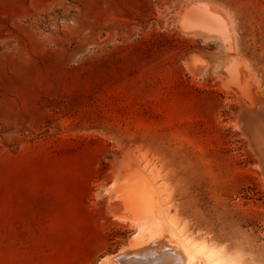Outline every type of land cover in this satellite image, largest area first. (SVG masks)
Returning <instances> with one entry per match:
<instances>
[{
	"label": "rangeland",
	"instance_id": "obj_1",
	"mask_svg": "<svg viewBox=\"0 0 264 264\" xmlns=\"http://www.w3.org/2000/svg\"><path fill=\"white\" fill-rule=\"evenodd\" d=\"M199 1L232 15L264 96V0ZM193 2L0 0V264H97L125 248L135 229L109 197L131 160L191 237L264 264L244 102L216 70L217 40L179 29L176 4ZM193 53L208 63L198 76Z\"/></svg>",
	"mask_w": 264,
	"mask_h": 264
},
{
	"label": "bare ground",
	"instance_id": "obj_2",
	"mask_svg": "<svg viewBox=\"0 0 264 264\" xmlns=\"http://www.w3.org/2000/svg\"><path fill=\"white\" fill-rule=\"evenodd\" d=\"M176 8L179 29L204 41L217 40V49L224 53L216 70L244 102L236 125L248 137L264 177V96L258 91L259 79L237 52L232 15L219 5L199 0L187 5L178 3ZM187 63L197 76L208 67L195 53L188 56ZM143 169L139 162L131 160L115 174L114 188L108 189L112 192L109 201L113 217L129 223L135 231L125 248L100 258L97 264H236L225 250L194 239L186 227L178 224Z\"/></svg>",
	"mask_w": 264,
	"mask_h": 264
},
{
	"label": "water",
	"instance_id": "obj_3",
	"mask_svg": "<svg viewBox=\"0 0 264 264\" xmlns=\"http://www.w3.org/2000/svg\"><path fill=\"white\" fill-rule=\"evenodd\" d=\"M264 146V145H263Z\"/></svg>",
	"mask_w": 264,
	"mask_h": 264
}]
</instances>
